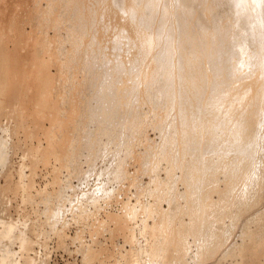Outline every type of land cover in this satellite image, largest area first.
Here are the masks:
<instances>
[{"label": "bare ground", "instance_id": "6f19581e", "mask_svg": "<svg viewBox=\"0 0 264 264\" xmlns=\"http://www.w3.org/2000/svg\"><path fill=\"white\" fill-rule=\"evenodd\" d=\"M10 1L0 0V110L4 106L3 94L16 76L15 70H10L11 55L5 40L19 26V8L25 5V13L35 11L31 17L27 13L28 17L37 18L42 29L49 20L50 26L55 27L54 34L45 29L39 31V25L28 31L33 54L26 63V91L37 90L32 97L35 111L42 115L48 112L53 124L46 130L47 145H36L33 156L47 159L54 155L73 162L88 147L93 154L91 158H95L106 144L105 138L130 153L133 144L125 137L142 132L153 112L152 116H156L153 124L165 123L170 128L162 138L165 152L159 155L177 154L179 159L175 163L184 164L186 169L181 178L188 183L182 194L171 197V201L185 197L187 203L174 205L172 210L161 209L153 224L146 227L156 236L148 248L151 257L160 252L165 264H190L186 259L189 249L185 237L192 234L198 243L196 264H224V257L230 259L229 264H264V209L255 211L253 220L242 222L243 226L238 228L240 241L231 240L238 217L242 218L248 208L264 198V0H226L230 14L225 21L214 23L211 14L222 0L208 3L177 0L178 45L164 43L158 51L153 50L152 28L158 0H98L99 6L89 8L85 0H50V7L43 9L41 4L33 6L31 0H17L15 6ZM196 3L202 4V9L194 18ZM168 13L165 10L162 16ZM102 16L106 28L112 24L117 29L112 41L116 47L113 55L104 49L102 34L88 38L85 35V25ZM235 23L240 27L234 32L230 26ZM163 26L159 22L157 34L162 33ZM248 35L257 73L254 78L241 81L243 86L239 87L235 81L243 76L244 70L237 72L228 63L243 64ZM120 49L132 51L129 65L127 54ZM125 69H129V79L139 77L140 86L138 103L122 128L116 127L114 120L121 117L126 95L133 87V82L125 79L118 82ZM58 81H62L60 86ZM61 85L72 94L69 113L66 104H62L65 95L58 100L54 92ZM88 85L93 87L91 91ZM149 103L150 111L143 112V106ZM12 109L13 112L19 109L23 117L26 115L17 103ZM66 115L70 122L67 125L74 126V135L63 143L58 132L65 129ZM84 122L87 126L83 133ZM90 122L94 123V129ZM149 145L147 155L156 168L159 165L156 148ZM206 148L211 153H206ZM118 165L117 176L126 172L121 159ZM219 172L225 173L226 184L215 200L211 193L219 189ZM169 185L159 183L156 188ZM230 204L238 209H228ZM217 206L221 208L219 211ZM183 213L190 215L188 223L181 218ZM225 216L231 218V223L226 224ZM112 219L121 222L123 216L113 214ZM116 229L126 232L128 227ZM22 237L27 248L30 239ZM27 263L33 264L31 257Z\"/></svg>", "mask_w": 264, "mask_h": 264}, {"label": "rangeland", "instance_id": "374dc122", "mask_svg": "<svg viewBox=\"0 0 264 264\" xmlns=\"http://www.w3.org/2000/svg\"><path fill=\"white\" fill-rule=\"evenodd\" d=\"M15 1L17 2V0L10 1L14 3L13 6H15ZM85 1L88 8L99 6L98 0ZM49 2L50 0H31L33 6L41 4L40 9L50 7ZM205 2L208 3V0ZM201 5L200 3L195 4L194 18L202 9ZM179 7L177 0H158L157 14L152 26L155 34L154 51L160 50L164 43L173 47L178 45L179 30L175 24ZM19 9L20 13L19 11L15 13L20 14L17 16L19 26L15 28V33L10 32L5 40V47L11 55L10 70H15L16 76L10 81L3 94L4 106L0 110V153L5 152V154L3 152L5 158H0V264H28V257L32 258L33 264H165L162 253L159 252L156 257H151L148 248L156 236L146 227L153 224L161 209L172 210L174 205L187 203L185 197L171 201L174 194H182L186 190L187 181L181 178L186 169L184 164L175 163L179 159L177 154L159 155L165 152L162 148V138L165 130L170 128L165 123L153 124L156 116H152L155 115L152 112V115L150 113L147 117L148 119L152 117L149 120V123H152H147L148 119H146L147 125L142 127L141 131L144 133H134L125 137L133 144V150L130 153L126 154L125 150L118 148L116 143L105 138L106 144L95 158H91L92 153L88 147L84 148L73 162H66L54 155H50L47 159L33 156L32 151L36 145H47L46 130L53 124L48 112L42 115L35 111L32 97L36 95L37 90L26 91V63L33 54L32 40H27L28 31L39 25V31L45 29L50 34H54L55 27L50 26L52 23L49 20L50 24H45L42 29L37 18H35L36 22L34 18L30 20L31 18L28 17V14H31L30 17L36 14L35 11L29 12V10L28 14L25 13V5ZM165 10L169 13L168 16L163 17L162 12ZM230 12L228 2L222 0L213 9L212 23L225 21ZM7 18L9 20L10 16ZM161 21L164 25L163 30L162 33L157 34L155 29ZM104 22L102 16L99 20L95 19L87 23L85 35L88 38L93 34H102L104 49L113 55L116 47L112 41L117 29L112 24L106 28ZM239 27L240 24L235 23L230 26V29L235 32ZM161 34L162 38H160ZM250 38V35L245 38L247 49L244 53L243 64L235 66L232 62L228 63L229 68L236 69L237 72L244 70L243 76H239L235 81L239 87L243 86V83L240 84L241 81L254 78L257 73L250 52ZM124 52L127 54L129 65L132 51ZM206 62L207 65H211L209 59ZM53 67V70H56V66ZM128 71L129 69L123 70L118 80L119 83L124 82V79L126 82H133V87L126 95L120 121L114 120L115 126L122 128L125 126L123 121L131 112L132 107L138 103L140 86L139 77L134 80L129 79ZM60 82L58 81V84ZM88 87L89 91L93 88L89 85ZM54 92L58 100L65 95L62 104H66V110L69 113V102L72 97L70 91L64 90L62 86L54 89ZM75 96L78 98L77 93ZM166 96H169L168 93ZM16 103L25 111L24 117L19 109L13 112L12 107H15ZM149 111L150 103L143 106V112ZM64 117L66 119L65 129L58 132V135L62 136L63 143L74 135V126H68L70 122H67V119L69 118L67 115ZM82 125L81 130L84 133L87 122ZM89 126H93L92 129H94V123L90 122ZM149 144L155 146L154 153L159 158V165L156 168L152 166L151 156L147 155L150 149ZM206 153H211V149L206 148ZM120 159L123 161L126 172L117 176L115 171L118 170ZM218 175L220 177L217 183L219 189L211 193L215 200L222 194L226 184L225 173L219 172ZM159 183L170 185L157 189L156 186ZM171 184L174 186L172 187ZM259 202L258 206L256 204L255 207L248 208L241 215L242 218L238 217L240 220H237L240 223L237 221V230L233 232L231 240L240 241L241 232L238 228L243 226L242 224L248 219L253 220L258 210L264 209V198ZM227 207L234 211L238 209L237 206L231 204ZM220 209L218 207L216 211ZM113 214L122 215L123 221L115 222L112 219ZM181 218L188 223L186 220L190 218V215L183 213ZM224 219L226 224L231 223L229 216H225ZM122 225H127L126 232L116 229ZM127 234L131 238L127 237ZM22 235L30 239L27 248L23 243ZM185 238L189 249L186 259L190 264H196L199 261L197 258L198 243L193 239L192 234ZM218 254L221 255V251ZM222 259H224V264H229V258Z\"/></svg>", "mask_w": 264, "mask_h": 264}]
</instances>
